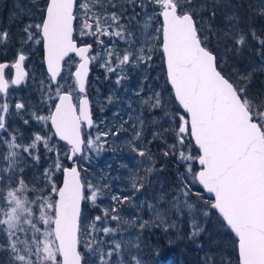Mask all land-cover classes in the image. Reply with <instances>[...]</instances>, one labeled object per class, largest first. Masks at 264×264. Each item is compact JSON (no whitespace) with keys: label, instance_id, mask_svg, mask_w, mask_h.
<instances>
[{"label":"snow or ice","instance_id":"obj_1","mask_svg":"<svg viewBox=\"0 0 264 264\" xmlns=\"http://www.w3.org/2000/svg\"><path fill=\"white\" fill-rule=\"evenodd\" d=\"M29 4L14 13L28 17L15 38L0 29V54L15 48L0 62V264H145L144 232H168L185 220L187 239H210L203 264H264V90L251 87L264 72V30L253 26L264 19V0L249 5L246 22L231 0ZM250 41L260 63L242 71L231 61L251 50ZM40 50L42 68L30 71ZM157 58L164 86L148 83ZM93 67L115 86L103 97L97 87L100 111L124 101L126 119L119 111L111 123L94 119ZM132 72L140 80L128 87ZM22 87L35 98L17 95ZM121 88L131 93L127 100L117 95ZM105 151H127L135 166L120 165L126 177L104 170L90 177L87 166ZM158 155L175 164L167 190ZM29 160L32 167L44 161L31 179ZM121 179L117 190L112 181ZM155 184L160 191L136 203ZM126 205L136 214L125 216ZM214 214V231L228 238L234 260L211 251L226 242L208 230Z\"/></svg>","mask_w":264,"mask_h":264},{"label":"rangeland","instance_id":"obj_2","mask_svg":"<svg viewBox=\"0 0 264 264\" xmlns=\"http://www.w3.org/2000/svg\"><path fill=\"white\" fill-rule=\"evenodd\" d=\"M253 1L255 3L258 2V0H253ZM43 2L44 0H40L41 4H43ZM18 6H23L25 8L31 7V5L29 4V0H0V29H8L14 38L16 34L18 33V30L22 27L23 23L27 22V19H28L27 16H24L23 21L13 18L14 13H17L20 10ZM262 22H264V19H262ZM250 44L253 46V42L250 41ZM14 50H15L14 46L9 48L7 51V55L0 54V58L1 57H6V58L13 57ZM42 57H43L42 50L37 51L35 54H33L30 57L29 64L32 70L36 69L37 66L42 67L41 66ZM259 63H260L259 57H256V54L254 53L253 58L250 56L249 59L247 58V61L242 63L240 66H236L235 64L234 65L236 67H239L242 71H245V70L252 69L254 65H258ZM154 64H156L157 66L153 68L150 72V75L153 79L149 80L148 83L153 84V86H162L163 73H162V66L160 65L161 61L158 58L154 59ZM157 76L160 77L158 80L155 79ZM90 77L89 78L91 80H89L88 95L90 99L93 100V108L96 110L97 116L95 117V119L99 121L101 118H107L106 123H111L113 120V113L117 111L120 112V116H123L126 119L127 118L126 113L130 111V109H127V106L124 103V101H120L112 105H107L103 112L100 111L99 104H98L99 99L103 96H107L109 94L110 89L115 87L110 82L104 80L103 69H100L99 67H93ZM96 77H99V80H97ZM139 80H140L139 73L132 72L131 80L127 82V86L135 87L138 84ZM97 87L100 89L101 97H97L96 95ZM260 90H264V83L262 84V87ZM29 94H31L33 98H35V93L30 87L29 88L22 87L17 92V95L19 96H28ZM117 95L118 96L123 95L124 100H127L131 96V93L130 92L124 93L123 89L121 88L117 91ZM133 107H135V104L133 105ZM119 119L120 117H116L117 121H119ZM33 127H35V125H33ZM22 130L26 132L25 135L29 134L27 128H22ZM125 135L126 134L121 135L120 140L117 141V144H119L124 139ZM152 150L154 152L157 151L156 144L152 145ZM157 161H158V165L165 164L164 158L159 155L157 157ZM112 164H115V166H117L118 168H112ZM121 164H127V165H131L132 167H134L135 165H134L133 156L129 154L127 151H123V152L118 151L115 153L112 151H105L101 153L98 157H95L92 160L91 164L87 166L89 168L88 175L90 177L94 174L98 175L101 170H104L105 172H110L111 176L125 177L128 174L127 169L120 167ZM31 165H32V161L29 160L28 166H26V170L24 173L27 179H31L34 175H38V173L42 171L43 166H44V161L42 160L41 164L36 167H32ZM108 165H111V167L108 168L107 167ZM119 170H123L125 171V173H120ZM174 173H175V164L172 161H168L165 164V171L160 173V177H159L160 182L163 184L165 190H167L170 187L175 186L176 180H175ZM112 183L115 186V188L118 190L120 186L125 183V181L123 179L113 180ZM148 190H149L150 195L148 196L147 199H151L156 193L160 191V186L159 184H155L152 189H148ZM195 190L201 192V194L205 197L203 191H201L198 185L196 186ZM192 199L195 200L196 197L193 196ZM214 217H215V214L213 215L212 222L209 223V224L214 223L213 229L215 228ZM188 231H189V228H188L187 220H185L182 226L179 227L178 229H170L168 232H164L162 230L163 233L168 234L169 236H172V237L178 236L181 233L187 235ZM201 244H203L204 247L199 248V249H208L209 244L207 243H201ZM150 264H155V262H151ZM159 264H166V262L161 261Z\"/></svg>","mask_w":264,"mask_h":264},{"label":"trees","instance_id":"obj_3","mask_svg":"<svg viewBox=\"0 0 264 264\" xmlns=\"http://www.w3.org/2000/svg\"><path fill=\"white\" fill-rule=\"evenodd\" d=\"M233 5H242V7H238V11L241 17L244 18L245 22L247 21L248 16L250 15L249 5L256 4L253 0H231ZM215 23L217 25L222 24V19L220 16L217 17ZM254 27L260 31V29H264V22H262L261 18H254ZM250 43V42H249ZM252 44V43H251ZM257 45L253 42V46L251 45V50L245 48L244 52L234 58L231 62L236 66H240L242 63L247 61V58L253 55L256 51ZM257 57V55H256ZM255 60V59H254ZM161 65V64H160ZM163 73V67H162ZM264 72L257 71L253 77L252 90L258 91L262 87V82L264 81ZM91 78V77H90ZM89 78V80H91ZM162 86H164V76L162 78ZM94 109V108H93ZM94 119L97 116L96 110H93ZM132 167L131 165H128ZM112 168H118L115 164H112ZM120 173H125L123 170H119ZM126 177V176H125ZM125 184V183H124ZM150 195L148 188L142 190L141 193H137L136 195V203H139L140 200L147 199ZM137 209L133 208L130 205H126L124 207V215L131 217L135 215ZM144 219L149 218V214L145 211L143 213ZM215 220V217H214ZM214 223L208 225V230L212 231L213 236L212 239L219 240L224 239L227 240L223 246L220 248L213 247L211 251L217 252L223 250L225 254H231L233 260L235 259L236 253L231 248L230 241L228 238H221L216 235L213 229ZM153 230H146L143 234L142 244H143V252H144V260L145 264H150L151 262H155V264H159L161 261L166 262V264H203V256L208 249H199L196 245L197 243H207L210 244V239L207 236V233L202 234L197 241H191L187 239V235L181 233L178 236H169L162 232L161 229L152 228ZM136 231L133 230L130 235L133 237L136 235ZM170 240V242H169Z\"/></svg>","mask_w":264,"mask_h":264},{"label":"flooded vegetation","instance_id":"obj_4","mask_svg":"<svg viewBox=\"0 0 264 264\" xmlns=\"http://www.w3.org/2000/svg\"><path fill=\"white\" fill-rule=\"evenodd\" d=\"M13 57H9V58H6V57H1L0 58V62H2V61H5V60H11ZM29 63V62H28ZM30 65V64H29ZM41 68L42 67H40V66H37V68L35 69L36 70V72H39L40 70H41ZM29 70L31 71L32 69H31V67L29 68ZM23 131V130H22ZM24 133H26V132H24Z\"/></svg>","mask_w":264,"mask_h":264},{"label":"water","instance_id":"obj_5","mask_svg":"<svg viewBox=\"0 0 264 264\" xmlns=\"http://www.w3.org/2000/svg\"><path fill=\"white\" fill-rule=\"evenodd\" d=\"M91 73V72H90ZM89 76H90V74H89ZM200 187V189L202 190V187L201 186H199ZM203 191V190H202ZM203 193H204V195L206 196V198H209L210 196H211V194H208V193H206V192H204L203 191Z\"/></svg>","mask_w":264,"mask_h":264},{"label":"bare ground","instance_id":"obj_6","mask_svg":"<svg viewBox=\"0 0 264 264\" xmlns=\"http://www.w3.org/2000/svg\"><path fill=\"white\" fill-rule=\"evenodd\" d=\"M262 29H260V31H261ZM264 30V29H263Z\"/></svg>","mask_w":264,"mask_h":264}]
</instances>
